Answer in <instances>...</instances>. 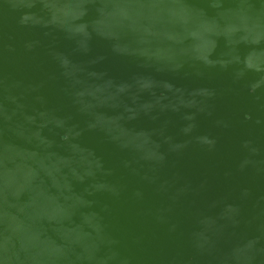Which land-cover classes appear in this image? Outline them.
Listing matches in <instances>:
<instances>
[{
	"label": "water",
	"instance_id": "water-1",
	"mask_svg": "<svg viewBox=\"0 0 264 264\" xmlns=\"http://www.w3.org/2000/svg\"><path fill=\"white\" fill-rule=\"evenodd\" d=\"M0 264H264V0H0Z\"/></svg>",
	"mask_w": 264,
	"mask_h": 264
}]
</instances>
